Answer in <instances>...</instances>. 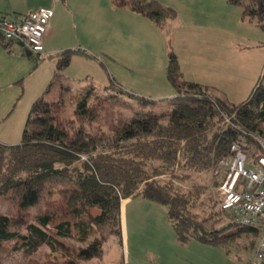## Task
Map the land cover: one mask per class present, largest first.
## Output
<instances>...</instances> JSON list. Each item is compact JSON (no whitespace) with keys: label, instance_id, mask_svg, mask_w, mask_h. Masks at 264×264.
Wrapping results in <instances>:
<instances>
[{"label":"trees","instance_id":"16d2710c","mask_svg":"<svg viewBox=\"0 0 264 264\" xmlns=\"http://www.w3.org/2000/svg\"><path fill=\"white\" fill-rule=\"evenodd\" d=\"M229 2L242 7L243 19L257 22L264 29V0ZM115 3L130 7L161 28L177 16L174 9L157 0H115ZM0 40L5 47L13 44L1 36ZM76 54L87 55L79 49L52 55L57 60L53 78L32 104L21 143L0 142V198L16 201L20 211L26 213L49 185L74 184L72 192L63 194L66 204L62 210L66 216H73L75 222H62L55 231L61 240L75 238L81 244L96 229H108L123 244L122 201L133 197L165 205L169 221L183 244L197 240L224 246L243 234L258 240L260 230L239 226L219 208L200 220L191 211L192 196L180 190L175 180L184 179V171L216 173L221 161L231 155L234 143L248 147L253 143V135L264 137V84L259 82L244 102L234 103L216 96L207 86L182 80L177 56L170 53L168 79L178 93L176 99L182 101L172 108L141 110L119 119L112 134L106 136L88 128L98 118L94 102L100 96L93 84L84 86L77 95L74 119L61 117L62 100L70 91L64 85V70ZM115 83L113 80L104 92L113 89L128 94L143 108L155 105L152 99L130 94ZM54 88L60 93L57 101L47 98ZM113 98L110 94L104 100ZM94 208L100 210L97 216L91 212ZM223 214L229 216V225L221 224ZM55 220L56 215L51 212L38 215L36 224L29 225L24 216L0 215V249L5 242L23 240V252L32 256L26 264H41L33 257L44 246L61 252V261L49 259L44 264H82L103 256L105 238L82 244L75 251L47 230ZM24 226L27 233L16 229ZM256 243L254 240L250 247L254 248Z\"/></svg>","mask_w":264,"mask_h":264},{"label":"rangeland","instance_id":"374dc122","mask_svg":"<svg viewBox=\"0 0 264 264\" xmlns=\"http://www.w3.org/2000/svg\"><path fill=\"white\" fill-rule=\"evenodd\" d=\"M157 1L177 12L176 18L163 28L130 7L118 6L115 0H69L60 5L62 12L59 11L56 19L64 39H59L55 47L62 48L59 52L79 49L87 54L74 55L64 70V85L70 91L62 100V118L74 119L77 95L91 84L99 91L100 100L94 102L98 118L88 128L106 136L112 134V127L119 119L141 110L175 107L182 100L176 99L178 93L168 79L170 53L177 56L182 80L207 86L216 96L234 103L244 102L259 82L264 84V29L257 22L243 19L242 7L232 5L229 0ZM53 15L52 11L51 18ZM30 60L33 66L21 83V103L17 108L21 118L12 125H0L2 143H21L32 104L43 95L53 78L57 64L53 56L40 58L35 54ZM113 80L115 86L121 85V90L150 98L155 105L143 108L128 94L113 89L104 92ZM59 94L58 88H54L47 98L57 101ZM110 94L115 98L104 100ZM223 174L222 171L218 176L212 171H184L185 178L175 180L180 190L192 196L191 211L200 220L218 210V188ZM75 188L69 183L49 185L39 195L38 203L26 213L20 211L16 201L0 198V215L24 216L29 225L36 224L38 215L51 212L56 220L47 230L61 240L55 227L65 221L75 222L73 216H66L62 210L66 204L63 194ZM91 212L94 216L100 214L98 208ZM121 218L123 244L108 229H96L82 244L86 246L96 238H105L103 256L82 264H249L256 251V246L250 245L259 240L243 234L224 246L197 240L183 244L169 221L168 208L143 197L123 200ZM221 218L223 226L231 223L226 214ZM16 229L27 233L26 226ZM61 241L75 251L82 246L75 238ZM23 244V240L5 242L0 249V264H26L31 260L32 256L27 257L23 252ZM33 258L41 264L49 259L61 261V252L44 246Z\"/></svg>","mask_w":264,"mask_h":264},{"label":"built area","instance_id":"2783aa9c","mask_svg":"<svg viewBox=\"0 0 264 264\" xmlns=\"http://www.w3.org/2000/svg\"><path fill=\"white\" fill-rule=\"evenodd\" d=\"M51 15V11L44 9L18 20L0 15V36L41 55ZM252 139L253 143L248 147L234 143L231 155L221 161L216 174L224 173L218 188L220 210L228 213L239 226L260 230L256 251L249 264H263L264 137L253 135Z\"/></svg>","mask_w":264,"mask_h":264},{"label":"crops","instance_id":"0c3cea01","mask_svg":"<svg viewBox=\"0 0 264 264\" xmlns=\"http://www.w3.org/2000/svg\"><path fill=\"white\" fill-rule=\"evenodd\" d=\"M68 1L0 0V15H11L17 19H21L31 13H37L42 9L53 11L54 15L49 20L48 30L45 35L44 52L41 55L36 54L40 58H50L62 49L58 46L60 49L55 47L60 43L59 39L61 41L64 39L60 33L59 23L56 18L59 11L62 12L59 9L61 7L60 5L62 3L66 4ZM27 51L21 44L17 43L5 47L0 40V125H12L16 119L21 118V114L17 110L21 103V83L28 76L29 71L31 72L33 66L30 60L32 56H28Z\"/></svg>","mask_w":264,"mask_h":264},{"label":"water","instance_id":"95a60500","mask_svg":"<svg viewBox=\"0 0 264 264\" xmlns=\"http://www.w3.org/2000/svg\"><path fill=\"white\" fill-rule=\"evenodd\" d=\"M28 56H30L32 53L30 51H27Z\"/></svg>","mask_w":264,"mask_h":264},{"label":"clouds","instance_id":"9594fccd","mask_svg":"<svg viewBox=\"0 0 264 264\" xmlns=\"http://www.w3.org/2000/svg\"><path fill=\"white\" fill-rule=\"evenodd\" d=\"M29 51V50H28ZM31 52V51H30ZM32 53V52H31Z\"/></svg>","mask_w":264,"mask_h":264}]
</instances>
